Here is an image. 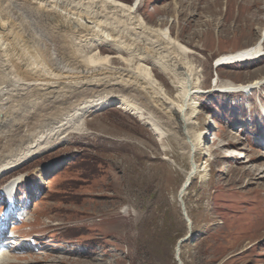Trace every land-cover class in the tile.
Returning a JSON list of instances; mask_svg holds the SVG:
<instances>
[{
  "label": "rangeland",
  "instance_id": "rangeland-1",
  "mask_svg": "<svg viewBox=\"0 0 264 264\" xmlns=\"http://www.w3.org/2000/svg\"><path fill=\"white\" fill-rule=\"evenodd\" d=\"M136 12L149 27L168 29L195 52L206 91L193 97L199 116L192 130L205 135L196 154L201 172L183 198L192 224L181 245L182 263L264 264V56L233 65L216 62L262 42L264 0H140ZM126 35L123 44L144 39L133 30ZM99 48L124 74L142 63L127 50L104 43ZM145 65L176 96L152 61ZM215 80L263 84L246 95L217 91ZM86 124L85 132L54 141L0 177V199L10 181L21 180L10 227L23 239L16 240L9 261L178 264L177 243L189 235L178 193L190 168L178 142L171 136L160 141L115 107L90 112ZM24 213L26 222L16 219Z\"/></svg>",
  "mask_w": 264,
  "mask_h": 264
},
{
  "label": "bare ground",
  "instance_id": "bare-ground-1",
  "mask_svg": "<svg viewBox=\"0 0 264 264\" xmlns=\"http://www.w3.org/2000/svg\"><path fill=\"white\" fill-rule=\"evenodd\" d=\"M139 4L140 0L131 5L118 0H0V177L46 152L54 141L85 132L90 112L115 107L139 119L160 141L171 136L178 142L190 165L178 193L182 208L193 177L201 172L196 154L205 135L192 130L199 116L193 97L206 91L191 56L195 52L168 29L149 27L137 15ZM113 20L116 24H109ZM130 30L149 46L141 39L123 44L121 38ZM102 43L118 52L127 50L142 63L128 74L117 71L110 64L112 57L99 48ZM263 52L260 40L216 62L220 66L257 60ZM147 60L169 79L176 96L167 93L145 65ZM261 81L220 85L215 80L214 85L217 91L249 95L260 89ZM19 181L14 178L5 190L12 193ZM182 211L185 219L187 211ZM187 220L191 222L188 214ZM1 233L0 241L14 240ZM10 254L3 252L0 264H12ZM180 254L177 245L175 255L183 264Z\"/></svg>",
  "mask_w": 264,
  "mask_h": 264
},
{
  "label": "water",
  "instance_id": "water-1",
  "mask_svg": "<svg viewBox=\"0 0 264 264\" xmlns=\"http://www.w3.org/2000/svg\"><path fill=\"white\" fill-rule=\"evenodd\" d=\"M262 42H263V41H262ZM263 55H264V53L262 54V56H263ZM179 202L181 203V198H179ZM183 209H185V208H184V205L182 206V210H183ZM186 217H187V214H186V212H185V221H186ZM187 221H188L187 224H189V235H187L186 237H184L183 239H181V240L177 243L178 247H180L183 243L187 242L188 239H189V237H190V234H191V222H189V220H187ZM176 261H177L178 264H181L180 261H179L178 256H177V258H176Z\"/></svg>",
  "mask_w": 264,
  "mask_h": 264
}]
</instances>
